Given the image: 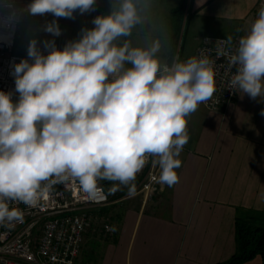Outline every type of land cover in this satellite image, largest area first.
Returning <instances> with one entry per match:
<instances>
[{"label":"clouds","instance_id":"1","mask_svg":"<svg viewBox=\"0 0 264 264\" xmlns=\"http://www.w3.org/2000/svg\"><path fill=\"white\" fill-rule=\"evenodd\" d=\"M95 4L32 0L27 11L74 18L77 10L94 11ZM149 6L150 0H112L110 13L96 16L95 27L81 29L80 39L62 50L54 40L44 41L47 55L30 40L32 62L21 60L12 73L18 101L0 91V226L11 229L23 219V211L10 204L34 208L56 184L76 181L94 198L99 181H111L134 196V181L150 158L159 168L157 183L179 182L188 117L214 94L216 70L203 55L161 62L160 39L147 47L118 43L145 23ZM43 30L62 34L56 20ZM226 43L232 44L231 36ZM230 63L237 70L229 88L264 98V7L239 38Z\"/></svg>","mask_w":264,"mask_h":264},{"label":"crops","instance_id":"2","mask_svg":"<svg viewBox=\"0 0 264 264\" xmlns=\"http://www.w3.org/2000/svg\"><path fill=\"white\" fill-rule=\"evenodd\" d=\"M164 1L176 3L174 9L182 5V0ZM263 1L187 0V25L196 44L191 43L183 57H192L205 37L245 35ZM38 47L47 50L44 44ZM262 113L264 98L246 93H238L218 111L200 104L188 117L190 139L179 157V182L166 185L165 192L150 201L138 192L139 184L134 196L111 202L123 204L114 222L115 239L92 251L94 264L228 262L237 252L236 220L264 213ZM116 192H107L110 200ZM82 255L84 243L79 262L89 264ZM244 264H263V259L257 256Z\"/></svg>","mask_w":264,"mask_h":264},{"label":"built area","instance_id":"3","mask_svg":"<svg viewBox=\"0 0 264 264\" xmlns=\"http://www.w3.org/2000/svg\"><path fill=\"white\" fill-rule=\"evenodd\" d=\"M32 0H0V91L11 92L14 102L19 98L15 91V77L12 75L15 64L28 56L14 53L15 41L22 17L29 14L27 5ZM264 7V1L261 3ZM9 9L11 10L9 13ZM243 35L232 38V44L226 38L205 37L193 56H206L214 61L216 70L215 92L206 102L201 103L210 111H218L230 104L239 92L229 88V81L236 73V66L230 63V56L236 52L238 40ZM223 49L224 55L218 56ZM47 55L48 50L41 51ZM186 60L180 51L174 55ZM171 61V62H172ZM159 168L153 166L151 158L136 178H141L139 193L145 201H150L166 190L153 177H158ZM111 205V200L102 181L94 198L84 193L78 182H69L67 186L56 184L49 196L34 208L23 203L10 204L23 211V219L11 229L0 226V264H80L85 235L90 229L92 210L104 209ZM106 233L114 234V229L105 227Z\"/></svg>","mask_w":264,"mask_h":264},{"label":"rangeland","instance_id":"4","mask_svg":"<svg viewBox=\"0 0 264 264\" xmlns=\"http://www.w3.org/2000/svg\"><path fill=\"white\" fill-rule=\"evenodd\" d=\"M164 0H150V6L145 11L146 17L145 23L137 26L133 29L132 34L129 37H122L119 42L123 43L129 41L132 46L147 47L155 39H160L162 48L158 53L161 62H169L173 51L177 54L180 51L181 55L187 50H190L193 39L190 37L189 28L187 25V16L189 14L184 10L182 19L180 16L172 14L175 10L176 3H170L164 5ZM175 4V5H174ZM95 10L80 14L77 10L74 13V18H57L51 13L43 16H32L26 14L22 17L21 24L19 25L17 37L15 41V54L19 56H28L27 48L31 39H36L38 43L44 44V41H55V45L58 49H63L64 46L70 42L80 39L81 29H92L95 25L92 23L93 19L98 15H107L111 11L112 0H96ZM178 9V8H176ZM56 20L62 34L60 36H53L51 33L45 32L44 25ZM27 29V38H25L24 31ZM196 44V43H194ZM173 46L175 47L172 50ZM196 46V45H195ZM19 99V98H18ZM17 99V101H18ZM104 182L106 186V192H114L113 188H118L117 192L112 194L111 202L120 200L125 196H128V188L118 186L116 182L107 185V181ZM141 182V178H136L134 181L137 188ZM104 209L92 210L93 222L88 230V237L86 235L84 242V255L85 259H89V264H94L96 256L92 251L96 253V248L106 242H112L115 239V232L112 236L106 233L105 227L110 226L114 229V222L120 214V209L123 204H112ZM127 204V203H126ZM125 205V204H124ZM248 213L243 219L248 218ZM264 222L253 221V226H261ZM94 232H92V231ZM115 231V230H114ZM88 238V239H87ZM92 253V254H91Z\"/></svg>","mask_w":264,"mask_h":264},{"label":"trees","instance_id":"5","mask_svg":"<svg viewBox=\"0 0 264 264\" xmlns=\"http://www.w3.org/2000/svg\"><path fill=\"white\" fill-rule=\"evenodd\" d=\"M187 0H182L180 8L172 11V14L179 15L180 21L182 19ZM174 46L172 50H174ZM175 55H171V59L168 63H171L172 58ZM264 222V213L254 212L250 213L248 218H238L236 220V254L225 263L221 264H244L253 260L257 256H261L264 264V224L261 226H253V221Z\"/></svg>","mask_w":264,"mask_h":264}]
</instances>
